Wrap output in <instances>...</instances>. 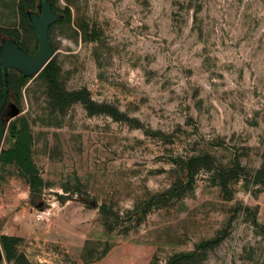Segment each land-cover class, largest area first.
<instances>
[{"label": "rangeland", "instance_id": "obj_1", "mask_svg": "<svg viewBox=\"0 0 264 264\" xmlns=\"http://www.w3.org/2000/svg\"><path fill=\"white\" fill-rule=\"evenodd\" d=\"M19 1L0 0V27L17 30L33 55L37 36ZM54 6L69 12L49 28L58 82L87 90L97 113L79 103L60 113L40 72L11 94L0 150L24 119L49 187L36 208L17 166L0 162V233L20 239L28 264H167L187 253L181 264H264V0ZM10 104L20 109L13 119ZM206 155L212 165L177 197L187 161ZM103 206L118 219L104 218ZM35 210L47 218L35 221Z\"/></svg>", "mask_w": 264, "mask_h": 264}, {"label": "trees", "instance_id": "obj_2", "mask_svg": "<svg viewBox=\"0 0 264 264\" xmlns=\"http://www.w3.org/2000/svg\"><path fill=\"white\" fill-rule=\"evenodd\" d=\"M39 0H20L17 5V10L19 17L22 21V25H26L32 29L30 22L27 17L28 12H36V7ZM52 5L53 10L62 15V19L58 22H63L69 20L68 11H60L54 6V0H49ZM57 22V23H58ZM3 38L11 39L15 42H18L21 48L26 52L24 45L19 42V34L15 29H7L0 27V42ZM42 77L45 78L48 84L49 95L52 98L55 106L60 113H64L68 107L72 104L79 103L83 106L89 116H93L97 113V105L91 99L89 92L87 90H78V91H66L64 90L57 79V66L53 58L46 64V66L39 73ZM29 78L23 77L21 74H17L16 77H13L10 74V71H7V90L8 96L1 114L5 110L11 94L16 96L20 93L21 88ZM3 93V84L0 68V102L2 99ZM113 118L115 120L119 119V113L113 112ZM9 134L13 144L7 149L0 150V162L8 165H15L19 170L20 179L28 187L30 192V203L32 205H37V199L44 189L49 187V184L45 183L38 175L32 158H31V135L28 128V124L24 119H19L16 122L12 123L9 126ZM212 160L209 155L203 157H192L186 163V171L188 181L182 185L178 186L177 197L184 196L188 191L193 187V182L195 176L200 167L211 166ZM263 170L258 172V175H262ZM59 200L64 203L68 198L63 196H58ZM164 199L163 196L158 197L157 200ZM100 214L106 219H118V214L113 212L110 208L105 206L101 207L99 210ZM261 229L264 231V226H261ZM20 242L19 238H14L6 235L0 236V247L3 254V259L7 262L13 261L15 264H28L23 256L17 253L16 247ZM221 242V238H216L204 242L198 246L197 249L205 252L207 250L213 249ZM193 256V253L187 254H177L173 256L167 264H181L183 262L189 261ZM2 261V260H1Z\"/></svg>", "mask_w": 264, "mask_h": 264}, {"label": "water", "instance_id": "obj_3", "mask_svg": "<svg viewBox=\"0 0 264 264\" xmlns=\"http://www.w3.org/2000/svg\"><path fill=\"white\" fill-rule=\"evenodd\" d=\"M27 17L37 36V51L33 55L27 53L18 42L11 39L3 38L0 42V68L3 84L0 102V148L5 133V120L1 117V112L8 96L7 71H17L26 78L37 75L55 54L49 40V28L62 19V15L53 10L49 0H39L36 12H28ZM8 112L9 119H13L20 114V109L10 104ZM87 204L92 208L96 206L94 201L87 202ZM41 206L42 204L38 203L36 208ZM2 259L3 254L0 247V261Z\"/></svg>", "mask_w": 264, "mask_h": 264}, {"label": "built area", "instance_id": "obj_4", "mask_svg": "<svg viewBox=\"0 0 264 264\" xmlns=\"http://www.w3.org/2000/svg\"><path fill=\"white\" fill-rule=\"evenodd\" d=\"M48 216L45 210H35L33 213V218L35 221H44Z\"/></svg>", "mask_w": 264, "mask_h": 264}, {"label": "crops", "instance_id": "obj_5", "mask_svg": "<svg viewBox=\"0 0 264 264\" xmlns=\"http://www.w3.org/2000/svg\"><path fill=\"white\" fill-rule=\"evenodd\" d=\"M0 235H6V236H8L9 234H8L7 232L2 231V232L0 233Z\"/></svg>", "mask_w": 264, "mask_h": 264}]
</instances>
